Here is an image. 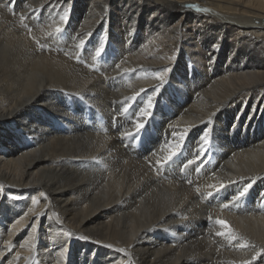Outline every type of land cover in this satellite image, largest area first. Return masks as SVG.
I'll return each mask as SVG.
<instances>
[{"label":"bare ground","instance_id":"1","mask_svg":"<svg viewBox=\"0 0 264 264\" xmlns=\"http://www.w3.org/2000/svg\"><path fill=\"white\" fill-rule=\"evenodd\" d=\"M30 1L33 15L37 7L60 15L37 32L0 15V264H264V211L253 196L256 188L264 199V0ZM66 10L81 20L76 40L91 39L78 57L98 64L95 74L35 43L63 26ZM108 30L113 48L97 56ZM87 92L96 97L82 106L102 121L89 127V115L62 106ZM133 97L139 116L119 128L112 103L125 110ZM153 114L164 149L128 155L135 123ZM205 131L219 148L229 142L215 173L200 170L188 185L158 178L170 148L189 145L188 161L198 165ZM217 219L236 240L216 235L224 231ZM33 224L35 238L21 248ZM39 238L53 243L39 250ZM79 250L85 256L72 257Z\"/></svg>","mask_w":264,"mask_h":264},{"label":"rangeland","instance_id":"2","mask_svg":"<svg viewBox=\"0 0 264 264\" xmlns=\"http://www.w3.org/2000/svg\"><path fill=\"white\" fill-rule=\"evenodd\" d=\"M3 1V2H2ZM30 0H0V15H1V13H4L5 15H7V16H9L10 18H14V17H16V19H20L19 20V22L17 23V24H15V26L18 28V29H24L26 32H29V29H30V26H32L33 27V29L35 30L36 29V32L39 30V29H41V27L42 28H46L47 26H49V25H54V23L55 22H48L47 20H48V18L49 17H51V15L53 14V11L54 10H52L51 9V11H48V9H46V8H44V7H37L38 8V10H34L33 12L35 13L34 15L31 13V11H29V10H27L28 8H27V5H28V3H29V6H30V4L32 3L31 1L29 2ZM2 3V4H1ZM19 7V8H18ZM26 7V8H25ZM44 9V10H43ZM41 10V11H40ZM45 10L47 11V12H45ZM22 11H25V14H24V12L22 13ZM74 11L75 10H73L71 13H70V16H69V19H68V22H67V24H66V26H65V23L63 24V26H61V29H62V33L61 32H59V33H57L56 32V28H53L54 30H50V31H48L45 35H43L42 36V40H40V43H39V41H36L35 43L36 44H38L39 45V49H42V50H44L45 52H48L51 56H53V55H60V56H65V55H72L73 57L72 58H70V60L71 61H73L75 64H78V66L80 67V68H82V69H84V70H88L90 73H94L95 74V67H97L98 66V64H96L94 61H90V60H87L86 61V58H88V57H84V56H81V60L79 59V52H82L81 50L84 48V44H87V43H90V41H91V39L89 38V39H87L86 41H85V43L82 45L83 47H82V49L80 48L81 47V45H80V37L78 36V34H77V32H76V28L78 27V23L80 22L81 23V20L80 19H78V18H76V15H72V13H74ZM55 14L56 15H60V11L58 10V9H55ZM41 13H42V15H41ZM31 15V16H33L32 18H29L28 17V15ZM44 15V16H43ZM81 15V14H80ZM19 16V17H18ZM21 16H23L24 17V19L23 20H21ZM43 16V17H42ZM54 18H55V16L54 15H52ZM75 18H74V17ZM18 17V18H17ZM46 17V18H45ZM40 18V19H39ZM83 18V17H82ZM81 18V19H82ZM32 19V20H31ZM39 19V20H38ZM45 19H46V21H45ZM79 20V21H78ZM24 23H23V22ZM71 21V22H70ZM29 22L31 23V25L29 24ZM40 22V23H39ZM44 23V24H43ZM72 23V24H71ZM76 23H77V25H76ZM47 25V26H46ZM68 30V31H67ZM54 34H56V35H54ZM61 34H63V35H61ZM65 34V35H64ZM109 34V35H108ZM69 35V36H68ZM106 35H107V40H106V44H105V47H104V49H103V51H102V53L104 54V52H105V54H106V52H111V51H109V49L112 47V44H113V42H114V37L112 36V33L108 30L107 32H106ZM52 36V37H51ZM55 36V37H54ZM77 37L78 38H80V39H78V40H76L77 39ZM91 37V36H90ZM46 38V39H45ZM50 38V39H49ZM64 38V39H63ZM111 40V41H109V39ZM70 40V41H69ZM72 40V41H71ZM66 41V42H65ZM76 41V42H75ZM78 42V43H77ZM111 42H112V44H111ZM51 43H52V45H51ZM55 43V44H54ZM60 44V45H59ZM71 44V45H70ZM44 45V46H43ZM54 45V46H53ZM59 45V46H58ZM67 45H68V47H67ZM43 46V47H42ZM107 46V47H106ZM42 47V48H41ZM46 47H47V49H46ZM54 47V48H53ZM75 47V48H74ZM44 48V49H43ZM58 48V49H57ZM80 48V49H79ZM113 48V47H112ZM112 48H111V50H112ZM70 49V50H69ZM75 50V51H74ZM64 53H62V52ZM67 51V52H66ZM73 51V52H72ZM41 52V51H40ZM43 52V51H42ZM59 52V53H58ZM75 52H77L76 53V56H75ZM72 53H74V54H72ZM83 54H84V52H82ZM107 53V54H108ZM83 54H81V55H83ZM93 56H95V55H93ZM93 56H91V58L93 59ZM102 56H104V55H102ZM96 57V56H95ZM95 60V59H94ZM90 62V63H89ZM98 63V62H97ZM88 66V67H87ZM124 83H125V81L124 80H122L121 81V83L119 84L120 85V87H122V85H124ZM115 88H116V85L114 84L113 85ZM168 88V87H167ZM88 93V92H87ZM78 93V95L76 96V98H72V99H70L71 97H67L68 99H70V101L69 100H67V98H66V100H62V106H63V104H64V106H63V108L65 107V109L68 111V112H73V113H75V111L77 112H79V114H80V116H82V113H84L85 115L87 114V115H89L90 117H86V120H85V125L84 126H86V123H88V127H89V123L91 124V122H93L94 120V122L96 123V122H98V123H101L102 121L100 120V118H98V116L96 117V118H94L90 113H94L95 111H93L92 112V110H90V109H86L84 106H82V105H84V102H88L90 105L92 104V100H93V98H95L96 97V95H94V94H90V93ZM81 95V96H80ZM75 100V102L77 103V104H75L74 105V103H72V101H74ZM78 100V101H77ZM89 100V101H88ZM69 101V102H68ZM78 102H80V103H78ZM133 103V104H132ZM72 104V105H71ZM141 104H142V102L140 103V102H138L137 101V99L135 100V99H133V100H130L128 103H127V105H126V108L125 109H127V111H125L124 109H123V107H121V108H119V109H115L114 108V103H112V117H114L113 115H116V110H118V111H122V112H120V114L118 113L117 115V117H119L120 115H123V116H121V117H119V122L121 121V123H120V127L119 128H121L122 126H123V124H124V122L125 121H129L130 119H133L135 116H139V112H137V110H139L140 108L138 107L139 105L141 106ZM69 105V106H68ZM129 105V106H128ZM131 105V106H130ZM134 106H135V108H134ZM69 107H71V109H72V111H69ZM84 107V108H83ZM90 107V106H89ZM82 109V110H81ZM132 109H134V110H132ZM65 110V111H66ZM124 111V112H123ZM132 112V113H131ZM138 113V114H135V113ZM110 117V116H109ZM132 117V118H131ZM82 118V117H81ZM124 118V119H123ZM126 118V119H125ZM153 118V119H152ZM90 119V120H89ZM93 119V120H92ZM98 119V120H97ZM110 119V121H111V123L112 124H114V121L112 120V118L110 117L109 118ZM124 120V121H123ZM154 121H155V118H154V114H153V117L152 116H149L148 117V120L145 122V126H144V128H145V130H141V132L140 133H138V135L137 134H135V136H133V137H136L135 138V141L133 140L134 138L132 137L130 140H131V142H130V145H131V147L132 148H129V146H127V148L125 147V150L126 151H129V152H127V154L128 153H130V154H132V155H136L137 153L138 154H140V155H142V153H145V152H148V151H150L151 149H153L154 148V146H157V147H155L156 149H155V151H151L150 152V154H154V153H156V152H159V150H161L165 145V143H167L168 142V140H167V142H166V139H168V137L166 136L167 134H165L164 135V131L162 132H159V129H158V127L156 126V125H158V123L156 124V125H154L153 126V123H154ZM97 123V124H98ZM131 124H133V123H131ZM119 126V125H118ZM150 127V126H152L150 129L149 128H147V127ZM159 126V125H158ZM115 127L117 128V125H114V127H112V128H114L115 129ZM143 128V129H144ZM113 129V130H114ZM157 131V132H156ZM164 135V136H163ZM158 136H159V138H158ZM141 137V138H140ZM138 139H140L139 141H138ZM223 139H224V142L226 141L225 140V138L223 137ZM146 140H150L151 142H149V143H146V146H140L144 141H146ZM155 140H156V142H155ZM163 140V141H162ZM133 141V142H132ZM142 143H141V142ZM212 141L213 140H211V138H209V140H208V146L205 148V150L203 151V156H201L200 157V159L202 160V161H199L198 162V165H199V163H200V165L198 166V165H196V163L195 162H189L188 161V155H190V154H192V152L190 151V149H189V145H188V147H182L181 148V150H178V153H180V154H178L177 153V155L175 156V157H173L171 160H166L165 162H164V164H163V167L165 168L164 169V171H167V172H161L159 175H157L158 176V178H161V180H165V177H166V175H169V176H173V177H177L180 181H181V183H184V184H187L188 185V182H191L193 179H197V177L198 176H200L198 173H199V171L200 170H205L206 172L207 171H209V172H211L210 174L211 175H213L214 173H215V171L213 172V170H214V167L218 164V159H222V156L220 155L221 154V152H224V150H223V147L224 146H228L229 145V142L228 141H226V143L225 144H223V145H221V148H219V146L218 145H216V144H212ZM137 142V143H136ZM159 142V143H158ZM139 143V144H138ZM158 143V144H157ZM134 144V145H133ZM152 144V145H151ZM162 144V145H161ZM139 147H138V146ZM162 146L161 148H160V146ZM192 144H190V146H191ZM231 145V144H230ZM138 148H136V147ZM152 146V147H151ZM146 147V148H145ZM147 147H149V148H147ZM192 147H193V145H192ZM191 147V148H192ZM135 148H136V150H135ZM142 149H146V150H142ZM148 149V150H147ZM159 149V150H158ZM164 149V148H163ZM133 152H131V151ZM141 150H142V152H141ZM157 150V151H156ZM183 150V151H182ZM136 151V152H135ZM141 153H140V152ZM182 151V152H181ZM194 152H195V149H194ZM122 153H123V151H122ZM187 153V154H186ZM219 153V154H218ZM195 154V153H194ZM208 154V155H207ZM129 155V154H128ZM131 155V156H132ZM206 157V158H205ZM217 157V158H216ZM221 157V158H220ZM203 159H206V160H203ZM176 160H178L177 161V163H176ZM180 160V161H179ZM183 160V161H182ZM185 160V161H184ZM217 162H216V161ZM226 160V159H225ZM184 162V163H183ZM187 162V163H186ZM210 162V163H209ZM214 162V163H213ZM189 163H190V165H189ZM191 163H193V164H191ZM205 163V164H204ZM180 164V165H179ZM185 166H184V165ZM188 164V165H187ZM207 164V165H206ZM183 165V166H182ZM205 165V166H204ZM180 166V167H179ZM200 166H202V167H200ZM212 166V167H211ZM169 167V168H168ZM185 169H183V168ZM177 169V171H176V169ZM191 168V169H190ZM195 168V169H194ZM197 168H199V169H197ZM202 168V169H201ZM171 169V170H170ZM182 171H181V170ZM188 169V170H187ZM190 169V170H189ZM176 171V173H175V171ZM197 174H196V173ZM169 173V174H168ZM178 173V174H177ZM194 173V174H193ZM163 174V175H162ZM181 174V175H180ZM189 174V175H188ZM160 176V177H159ZM163 176H164V178H163ZM185 180V181H184ZM194 180V181H195ZM256 189V188H255ZM255 189H253V196H254V199H255V202L257 203V204H259V207H260V209H263V211H264V199H262V198H259V195L255 192ZM255 193V194H254ZM201 196V194L199 195L198 194V197H200ZM260 200V201H259ZM205 205V204H204ZM261 205V206H260ZM256 210H258V208L256 209ZM53 243V241L52 240H46V239H44V238H39V241H38V244H37V248L39 249V250H42V251H44V250H47V248L49 247V245L50 244H52ZM73 255V256H72ZM71 256L72 257H74V258H76V259H81V258H83L84 256H85V253L83 252V251H74V254H72ZM80 257V258H79ZM106 258H110V257H106Z\"/></svg>","mask_w":264,"mask_h":264},{"label":"snow or ice","instance_id":"3","mask_svg":"<svg viewBox=\"0 0 264 264\" xmlns=\"http://www.w3.org/2000/svg\"><path fill=\"white\" fill-rule=\"evenodd\" d=\"M69 16H70V12L67 11V10L64 11L63 12V15L60 16V20L65 23V26H66V24L68 22ZM20 18H21V20L24 19L23 16H21ZM29 31H31V29H29ZM61 31H62V29L60 27H57L56 28V32L57 33L61 32ZM84 43H85L84 40H81L80 41V45L81 46ZM104 47H105V45H101V47L99 49H97V51H96V55L97 56H100L102 54V51H103ZM116 67H117V69H119V67H120L119 64H117ZM169 71L170 70L167 69V68H165L163 70H160V71H156L154 73L155 79L158 80V81L163 82L164 76ZM132 99H135V97H133ZM152 99H153V97L152 96H149L148 97V102H147V107L140 109V115H141V117H143L144 115L148 114L149 110L152 108V103H151ZM125 111H127V109H125ZM144 126H145V124L143 122H136L135 123L136 134L140 133L141 130L144 128ZM187 131H189V130L186 129L185 132H187ZM122 135L125 136V137H130V136H133L134 134L131 133V132H125ZM207 137H208V132L205 131L201 135L200 140L203 143L207 144L208 143ZM183 139H185V135L184 134H181V140H183ZM175 147L176 148H179L180 147V144L177 143ZM176 155H177V152L174 151V150H172L170 148L169 149V155H168V157L166 159L167 160H171ZM223 187H224V185H221V188H223ZM250 187H251L250 184L248 186L244 187L242 190H240L237 193V195L235 197H233V199L234 200H239L240 198L244 197L247 194V192H248V190H249ZM262 195H264V194H262ZM33 203H35V201H33ZM224 207H228V205L226 204V205H224ZM16 223H19V220H17ZM215 224L218 225L221 229H224V231L217 232L216 235L227 237L230 241L237 239V236L233 233L232 229L230 228L229 224L226 221L221 220V219H217L215 221ZM13 227H15V224H13ZM37 230H38L37 225L36 224H33L32 225V233L29 235L28 239H26L24 241V243H22L20 245L21 248H23L25 246V244L30 243L35 238V233L37 232ZM66 235H71V234L70 233H66ZM240 247H246V245H243L242 244V245H240ZM253 259H256V257L254 256ZM246 264H247V262H246Z\"/></svg>","mask_w":264,"mask_h":264}]
</instances>
